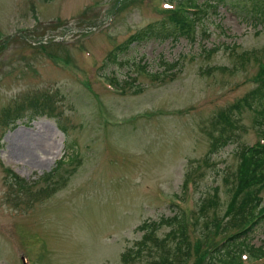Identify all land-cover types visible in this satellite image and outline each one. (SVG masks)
<instances>
[{
    "label": "rangeland",
    "instance_id": "rangeland-1",
    "mask_svg": "<svg viewBox=\"0 0 264 264\" xmlns=\"http://www.w3.org/2000/svg\"><path fill=\"white\" fill-rule=\"evenodd\" d=\"M196 2L206 12L190 35L110 56L148 25L170 29L176 3L0 0V264H123L138 225L180 213L192 252L239 231L234 218L225 229L238 154L264 127L234 104L263 76L264 19L244 0ZM34 99L43 116L23 105ZM223 109L227 144L211 123ZM246 242L264 247V218Z\"/></svg>",
    "mask_w": 264,
    "mask_h": 264
},
{
    "label": "trees",
    "instance_id": "trees-1",
    "mask_svg": "<svg viewBox=\"0 0 264 264\" xmlns=\"http://www.w3.org/2000/svg\"><path fill=\"white\" fill-rule=\"evenodd\" d=\"M247 7H251L246 11L253 21L264 19V0H244ZM208 5V4H207ZM206 10L199 6L196 0H178L175 9L170 10L168 23L171 25L167 29L165 24L162 28H154L148 25L146 28L137 33L132 34L123 46L111 52L116 54L118 50L128 47L136 41L150 38L152 36H160L163 39L172 38L178 40L182 36L190 35V32L196 29L197 24L202 19V15ZM203 13V14H202ZM263 75L257 82V85L239 99L234 107L241 109L242 107L254 110L257 116L261 117L259 123H264V70ZM23 105L35 109V114L44 115L45 107L48 104H40L35 99L24 102ZM24 106L17 109L14 117L10 118V122L16 124V118L21 117V110ZM214 120L211 121L213 126L220 130L221 133L216 136L218 143L227 144L235 133L232 130L233 120L228 110H220ZM219 111V112H220ZM8 114H6V117ZM66 127H63L65 130ZM215 138V139H216ZM214 139V142H215ZM215 142L211 151L219 145ZM240 153V163L237 171V189L233 192L232 200L226 213L229 220L225 229H230L235 222L231 220H240L237 224V231L234 235L225 237L223 244L218 242L214 245L212 241L202 243L192 252L191 245L188 242V226L185 215L174 214L172 216H162L159 219L146 220L138 226V230L143 232L142 238L135 241L122 253L123 264H188L192 257H196L195 264H244L241 259V253L245 249L251 253V257H264V247H254L247 244L246 240L252 233L255 226L264 218V206L262 205L263 197L261 192L264 190V144L256 146H244ZM76 154L69 158L73 159ZM66 159H60L58 163L65 162ZM10 176L20 184H26V181L17 175L11 169H8ZM51 173H47L45 180L51 177ZM163 227H169L163 237L159 232ZM180 240L176 242L174 239ZM214 239V238H213ZM175 241V242H174ZM246 242V243H245ZM155 251L157 252H154ZM155 254V257H151ZM264 264V263H263Z\"/></svg>",
    "mask_w": 264,
    "mask_h": 264
},
{
    "label": "bare ground",
    "instance_id": "bare-ground-1",
    "mask_svg": "<svg viewBox=\"0 0 264 264\" xmlns=\"http://www.w3.org/2000/svg\"><path fill=\"white\" fill-rule=\"evenodd\" d=\"M25 153H27V154H29V150L27 149V146H25ZM28 150V151H27ZM21 152H24V151H22V150H20ZM20 155H22V154H20ZM15 156V155H14ZM18 156V155H17ZM17 156H15L16 158H19V157H17Z\"/></svg>",
    "mask_w": 264,
    "mask_h": 264
}]
</instances>
